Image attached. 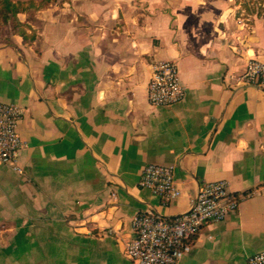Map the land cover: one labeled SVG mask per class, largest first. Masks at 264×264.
Returning <instances> with one entry per match:
<instances>
[{
    "label": "crops",
    "instance_id": "crops-1",
    "mask_svg": "<svg viewBox=\"0 0 264 264\" xmlns=\"http://www.w3.org/2000/svg\"><path fill=\"white\" fill-rule=\"evenodd\" d=\"M8 1L0 101L24 109V147L22 174L0 162V264H132L136 215L178 216L217 181L251 196L180 264L264 251V92L239 82L264 61L260 0ZM172 60L185 99L154 107L153 66ZM148 165L175 168L178 199L140 186Z\"/></svg>",
    "mask_w": 264,
    "mask_h": 264
},
{
    "label": "built area",
    "instance_id": "built-area-1",
    "mask_svg": "<svg viewBox=\"0 0 264 264\" xmlns=\"http://www.w3.org/2000/svg\"><path fill=\"white\" fill-rule=\"evenodd\" d=\"M239 82L264 92V61L250 59ZM147 89L148 101L154 107L176 105L186 96L178 65L173 60L153 66ZM23 116L21 106L0 101V162L19 174L23 173L18 162L24 142L18 125ZM174 173L175 168L171 166L148 165L143 170L140 186L165 202L175 201L181 196V190ZM249 196L231 193L227 181L205 182L185 213L172 218L151 212L136 215L132 222L134 236L126 243L125 253L132 264H180L191 252L192 240L202 229L235 215L241 202ZM248 258V264H264V251Z\"/></svg>",
    "mask_w": 264,
    "mask_h": 264
},
{
    "label": "rangeland",
    "instance_id": "rangeland-1",
    "mask_svg": "<svg viewBox=\"0 0 264 264\" xmlns=\"http://www.w3.org/2000/svg\"><path fill=\"white\" fill-rule=\"evenodd\" d=\"M261 5L259 6V10L261 12V14L263 15L264 13V0H260ZM2 9V8H0ZM11 18L8 16V18L5 17L4 14L0 15V38L4 39V40H9L11 34H13L14 32H18L19 31V26L13 22H9Z\"/></svg>",
    "mask_w": 264,
    "mask_h": 264
},
{
    "label": "trees",
    "instance_id": "trees-1",
    "mask_svg": "<svg viewBox=\"0 0 264 264\" xmlns=\"http://www.w3.org/2000/svg\"><path fill=\"white\" fill-rule=\"evenodd\" d=\"M4 14L6 18H8L9 14H13L16 16L17 9L15 7H12L11 3L8 0H5L3 2L2 9H0V15Z\"/></svg>",
    "mask_w": 264,
    "mask_h": 264
}]
</instances>
